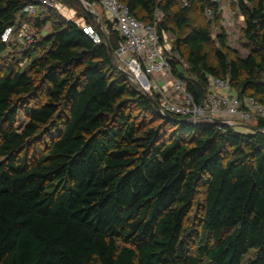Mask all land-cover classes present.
Here are the masks:
<instances>
[{
    "label": "trees",
    "instance_id": "trees-1",
    "mask_svg": "<svg viewBox=\"0 0 264 264\" xmlns=\"http://www.w3.org/2000/svg\"><path fill=\"white\" fill-rule=\"evenodd\" d=\"M57 1L81 11L80 24L46 8L26 17L28 0H0V35L23 23L50 30L19 52L26 70L0 62V264H264V121L240 132L161 117L112 61L106 43L114 53L120 38L110 24L79 0ZM118 1L148 25L162 14L157 33L171 34L183 60H170L171 73L196 103L213 77L227 80L240 101L264 105V0H235L247 54L219 32L212 62L219 5ZM193 6L211 11L206 26L190 28ZM81 24L101 36L107 27L100 45ZM16 46L0 41V61ZM134 111L159 124L138 121ZM19 112L27 119L20 130ZM54 121L59 134L29 152ZM200 185L199 216L189 223Z\"/></svg>",
    "mask_w": 264,
    "mask_h": 264
},
{
    "label": "built area",
    "instance_id": "built-area-1",
    "mask_svg": "<svg viewBox=\"0 0 264 264\" xmlns=\"http://www.w3.org/2000/svg\"><path fill=\"white\" fill-rule=\"evenodd\" d=\"M91 1L93 3L86 2L85 10L94 13L92 15L99 23V16L91 6L95 2L103 10L105 21L120 38L118 48L113 53L115 66L127 76L138 92L150 98L155 97L157 103L153 102L159 107L158 115H175L192 125L204 121L210 124L212 120H218L232 129L243 128L246 132L252 131L244 128L249 126V122L264 121V105L253 98L240 101L232 93L227 80L209 77L203 98L196 103L184 83L171 73L170 60L173 58L181 64L183 60L172 52L174 39L170 33L158 35L156 20L150 25L137 21L127 6L118 0ZM205 1L219 6L224 1L235 3V0ZM61 7L57 0H28L22 14L33 17L41 8L60 11ZM221 11L225 12L222 8ZM204 16L210 19L211 11L205 9ZM76 24H80V21ZM80 26L81 32L95 45H100L101 37L107 34L106 26L100 27L102 36L90 25ZM0 41L6 45H32L35 42L33 28L28 23L7 27L1 33ZM227 42L231 43V40Z\"/></svg>",
    "mask_w": 264,
    "mask_h": 264
},
{
    "label": "rangeland",
    "instance_id": "rangeland-1",
    "mask_svg": "<svg viewBox=\"0 0 264 264\" xmlns=\"http://www.w3.org/2000/svg\"><path fill=\"white\" fill-rule=\"evenodd\" d=\"M184 3V1H183ZM93 7V10L101 17V21L105 20V14L103 13V10L94 2V4H91ZM224 9L225 12L221 11ZM88 10H91L89 7H87ZM85 11V8L83 9ZM60 14H62V17L66 20H70L75 23H79V21L83 20V14L81 11L73 10L70 8L65 7L62 5L61 10L59 11ZM225 13V14H224ZM190 18H191V24L190 28L194 27H200V26H206L207 23L211 21V19L206 18L204 14L198 10L197 6H193L190 11ZM220 18L212 22V25H210V30L212 33V45L207 50L209 61H213V52L217 48L215 43V37L219 32H223L225 36H227V40H231L230 42H227L228 47L232 50L237 51L239 56L241 58H244L247 54L245 49L242 47L243 39H241V31L243 28L244 23V17L239 13L237 3L231 2V1H224L220 3ZM157 21L163 20L162 14L157 13L156 15ZM80 19V20H79ZM82 19V20H81ZM100 21V22H101ZM95 24V23H94ZM96 25V24H95ZM49 26L46 25L42 28H33L34 36H35V42H37L39 39H41L43 36L47 35L49 33ZM31 46V45H28ZM28 46L17 44L16 50H9L8 53L3 57V59L0 61L2 67H6L8 64H13L14 66L18 67L20 70L24 71L27 69L30 61L23 59L22 55L19 53L21 50H24V48H27ZM37 56H39V52H41V49L37 50ZM186 67V66H184ZM41 100H44V97H42ZM134 114L138 121L140 122H148L152 126H156L159 124V121H155V119L148 120V116L144 113H138V111H134ZM27 119L23 116L21 112H19L16 115V125L15 127L20 130V128L25 124ZM153 122V123H152ZM56 121L52 123L51 126H47L44 129H42L37 137L33 140V142L28 147V151L30 152L32 149L36 151H44L45 147L49 144V142L54 139L60 132L59 125L56 124ZM208 122H200L198 125H207ZM150 125V126H151ZM247 125L254 126L255 122H249ZM245 132V130L240 131ZM204 198V187L203 185H200L197 189V194L194 201V206L191 211L190 217L188 222H192L194 220H197L198 213L201 208V204L203 202Z\"/></svg>",
    "mask_w": 264,
    "mask_h": 264
},
{
    "label": "water",
    "instance_id": "water-1",
    "mask_svg": "<svg viewBox=\"0 0 264 264\" xmlns=\"http://www.w3.org/2000/svg\"><path fill=\"white\" fill-rule=\"evenodd\" d=\"M79 2H80L81 5L83 6V8H85V6L87 5V3H86L84 0H79ZM89 13H91V12H89ZM92 14L95 15L94 13H92ZM106 46H107L108 53H109V55H110L112 61L114 62V56H113V53H112L110 47L107 45V43H106ZM146 97H148V96H146ZM148 98L150 99V101L152 102V104H153V106H154L156 112L158 113V111H159V107H158V105H156L150 97H148ZM212 121H213V123H215V124H219V123H220L218 120H212ZM181 122H186V120H182ZM244 128H248V129H250V130L256 131L254 128L249 127V126H244Z\"/></svg>",
    "mask_w": 264,
    "mask_h": 264
},
{
    "label": "crops",
    "instance_id": "crops-1",
    "mask_svg": "<svg viewBox=\"0 0 264 264\" xmlns=\"http://www.w3.org/2000/svg\"><path fill=\"white\" fill-rule=\"evenodd\" d=\"M98 16H99V15H98ZM98 19H99V21H100V20H101V17L99 16Z\"/></svg>",
    "mask_w": 264,
    "mask_h": 264
}]
</instances>
